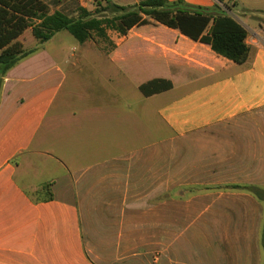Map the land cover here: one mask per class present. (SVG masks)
Listing matches in <instances>:
<instances>
[{
  "label": "crops",
  "instance_id": "1",
  "mask_svg": "<svg viewBox=\"0 0 264 264\" xmlns=\"http://www.w3.org/2000/svg\"><path fill=\"white\" fill-rule=\"evenodd\" d=\"M185 1L229 8L245 64L151 22L109 55L44 45L6 74L0 264H264V202L244 190L264 189V0ZM155 79L173 87L147 98Z\"/></svg>",
  "mask_w": 264,
  "mask_h": 264
},
{
  "label": "trees",
  "instance_id": "2",
  "mask_svg": "<svg viewBox=\"0 0 264 264\" xmlns=\"http://www.w3.org/2000/svg\"><path fill=\"white\" fill-rule=\"evenodd\" d=\"M106 3L103 11L95 12L79 5L72 17L63 11L51 13L43 0H0V95L6 74L61 32H68L80 45L95 37L108 42L111 49L106 53L109 54L116 48L109 32L124 37L134 26L154 22L177 30L194 42L208 45L216 55L237 65L245 64L249 58L247 30L220 5L202 7L185 0H143L129 7L115 5L112 0ZM140 17L138 23L134 22ZM28 30L39 44L35 49H25L20 41ZM172 87L170 81L155 79L140 86L139 90L148 98ZM42 190L51 201L50 185ZM244 190L264 202V189L246 187ZM262 242L264 246V234Z\"/></svg>",
  "mask_w": 264,
  "mask_h": 264
},
{
  "label": "rangeland",
  "instance_id": "3",
  "mask_svg": "<svg viewBox=\"0 0 264 264\" xmlns=\"http://www.w3.org/2000/svg\"><path fill=\"white\" fill-rule=\"evenodd\" d=\"M46 4L49 5V9L51 13H54L55 11H63L66 14L75 17L74 12L76 10L77 6H82L87 8L91 12L99 11V10H104L105 7H107L106 0H43ZM143 0H112V3L115 5H121L125 7L133 6L138 4ZM224 8V7H223ZM232 9L234 7H231ZM247 7H244L243 5H239L233 9L234 12H239V13H248ZM224 10L229 14V8L228 10L224 8ZM142 17L138 18V20L134 21L138 23ZM140 26H134L133 28L130 29H137ZM129 31V32H130ZM128 32V34H129ZM128 34L124 37H121L119 34L115 32H109L110 39L114 42L117 43L121 41L122 39H126ZM21 43L24 45L25 49L31 50L35 49L39 46V44L35 41V39L32 36L31 30H28L21 38H20ZM47 50L52 53H60V51H63L67 53V55H83V56H89V57H102L103 55H109L106 53V51L110 50L111 47L108 42H104L98 38H93L89 42H87L84 45H80L68 32H61L58 33L51 41L48 43L44 44ZM43 45V47H44ZM132 45V46H131ZM131 48V49H130ZM143 49V48H142ZM142 49L138 48V45L136 42H129L126 45H124L123 51L125 52L126 56L128 57H139L141 60L140 64L146 59L144 54L142 53ZM144 66L146 70H149L150 67L152 66V63L148 62V60L144 61ZM124 90V89H122ZM138 97H142L141 94H138ZM37 164L39 168H47L46 165L43 164V162H38ZM56 169L52 166L48 167L44 174L40 176V180H46L51 177H55ZM38 195H44L40 191ZM41 197V196H40Z\"/></svg>",
  "mask_w": 264,
  "mask_h": 264
}]
</instances>
